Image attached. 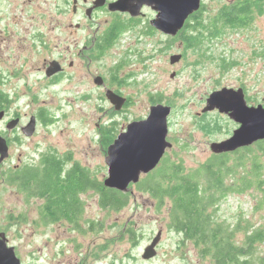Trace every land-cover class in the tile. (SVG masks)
Returning <instances> with one entry per match:
<instances>
[{
	"label": "rangeland",
	"instance_id": "rangeland-1",
	"mask_svg": "<svg viewBox=\"0 0 264 264\" xmlns=\"http://www.w3.org/2000/svg\"><path fill=\"white\" fill-rule=\"evenodd\" d=\"M233 1L237 0H203L204 23ZM143 29L137 27L134 33L121 36L94 63V76L111 80L114 73L125 81L123 92L131 96L132 106L120 115L113 114L93 83L92 96L86 101L68 92L64 85L50 95L42 93L36 107L46 109L48 116L55 118L54 123L37 122L29 137L21 132L9 134L13 141V137H19L22 143H13L12 157L0 167V174L18 165H36L44 154L53 153L71 158L67 169L80 164L104 181L108 146L102 142L103 135L107 137V131L113 128L118 134L131 121L147 118L150 108L157 104L171 108L167 140L172 149L167 156L194 169L212 155L210 144L228 138L235 128V122L218 111L198 116L209 95L224 87H244L248 105L264 106L263 15L254 14L249 26L235 31L224 29L216 37L205 30L201 43L188 49L182 40L160 33L148 36ZM172 55L182 58L172 65ZM119 64L123 67L116 72ZM29 103L30 99L22 96L12 105L24 112L21 117L25 125L38 110ZM130 190V205L118 213L102 210L94 192L82 197L86 205L83 222L94 221L102 227L90 231L86 226L79 230L70 224L46 223L42 201L27 200L18 188L0 181V225L21 264H213L210 258L201 256L193 242L168 228L170 202L158 212L147 195L138 194L135 186ZM261 198V192L250 188L228 193L219 204L220 220L230 225L241 220L244 225V230L235 234L239 244L247 233L264 228V207H258ZM126 228L135 231V244L120 234ZM159 230L162 234L155 257L142 259ZM252 261L264 264V242L256 245Z\"/></svg>",
	"mask_w": 264,
	"mask_h": 264
},
{
	"label": "trees",
	"instance_id": "trees-1",
	"mask_svg": "<svg viewBox=\"0 0 264 264\" xmlns=\"http://www.w3.org/2000/svg\"><path fill=\"white\" fill-rule=\"evenodd\" d=\"M205 10L202 0L200 10L186 21L178 36L172 37L182 40L186 49L201 43L205 30L216 37L224 29L235 31L249 26L254 14L264 16V0L233 1L217 10L208 24L202 17ZM113 133L111 130L104 137L106 146L112 143ZM67 162L68 159L47 154L36 165L2 172L0 181L18 188L27 200L44 199L42 212L45 222L68 219L79 230L78 218L82 211L79 194L83 189H91L98 195L102 210L118 213L130 205V188L135 186L138 194L147 195L155 202L158 212L170 202L168 228L193 242L201 256L211 257L218 264H252L256 245L264 242V228H259L247 233L239 244L235 234L244 230L241 220L230 225L217 215L219 204L228 193H241L250 188L262 193L258 207H264V140L233 153L212 154L194 169H187L183 161H172L166 156L155 170L141 177L125 193L107 188L102 180L92 176L80 164L74 163L67 169ZM61 175H65L64 181L60 180ZM97 227L102 229L93 221L87 228L95 231L99 230ZM120 234L131 237V242L136 237L133 228H126ZM242 254L246 259L241 258Z\"/></svg>",
	"mask_w": 264,
	"mask_h": 264
},
{
	"label": "flooded vegetation",
	"instance_id": "flooded-vegetation-1",
	"mask_svg": "<svg viewBox=\"0 0 264 264\" xmlns=\"http://www.w3.org/2000/svg\"><path fill=\"white\" fill-rule=\"evenodd\" d=\"M119 1L121 0H0V138L8 148V157L0 163V167L11 159L13 143H22L19 137H13V141L8 135H17L18 132L24 134L23 129L28 126L21 117L24 112L13 109L12 106L22 96L30 99L28 106L38 109L32 116L35 118V130L37 122L53 124L55 121L53 116H48L46 109L36 107L39 104L38 97L44 92L50 95L63 85L68 92L77 94L81 100L86 101L92 96L93 83L102 91L101 97L110 105L109 109L115 115L124 113L132 106L131 96L123 92L124 80L114 76V73L111 80H105L101 75L94 76L95 60L113 48L121 36L131 31L134 33L137 27H143L142 32L148 36L165 34L151 25L157 15L151 7L143 6L138 16H132L129 11L112 10V6ZM121 67L123 65L119 64L115 71L118 72ZM96 79L100 84L96 83ZM231 89H241L246 100L244 87ZM109 92L125 99L120 110L109 101ZM14 121L17 124L12 126ZM127 125L118 134L116 128L111 129L115 133L112 143L126 130ZM234 127L233 131L239 125L234 123ZM104 137L105 135L102 137L103 144ZM170 149L172 147L165 151L163 158ZM47 154L41 157L40 162ZM58 157L68 159L67 165L72 162L69 156ZM23 166L25 165H18L12 169L19 170ZM64 176L61 175L60 180L64 181ZM88 192L94 191L85 188L79 194L82 211L79 218H76L81 227H88L93 222H83L86 205L82 197ZM38 199L42 201V211L45 200ZM60 223L75 225L68 219L49 224ZM127 239L130 242L132 240L128 236ZM136 241L135 238L132 243L135 244ZM242 256L245 254L241 258L246 259ZM209 258L213 264H218Z\"/></svg>",
	"mask_w": 264,
	"mask_h": 264
},
{
	"label": "water",
	"instance_id": "water-1",
	"mask_svg": "<svg viewBox=\"0 0 264 264\" xmlns=\"http://www.w3.org/2000/svg\"><path fill=\"white\" fill-rule=\"evenodd\" d=\"M201 3L202 0H121L112 6V10L129 11L132 16H138L143 6L151 7L157 13L151 25L161 33L175 37L183 30L186 21L200 10ZM181 58V55H172L170 63L176 64ZM95 81L100 84L97 79ZM108 99L117 110L125 102V99L112 92L108 93ZM213 111L227 115L239 127L226 140L211 143L212 154L233 153L264 140V106H248L241 89L224 87L214 91L207 98L200 114ZM170 113L171 108L168 106H152L147 118L129 123L126 130L108 146L105 158L108 173L104 180L107 188L128 192L131 185H136L141 177L158 167L165 151L172 147L167 140ZM16 124L17 121H14L12 126ZM34 131L35 118L32 117L23 132L29 137ZM7 157V145L0 138V163ZM161 234L162 231L159 230L145 248L142 259L150 260L155 257ZM0 264H21L3 232L0 233Z\"/></svg>",
	"mask_w": 264,
	"mask_h": 264
}]
</instances>
